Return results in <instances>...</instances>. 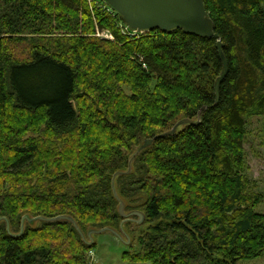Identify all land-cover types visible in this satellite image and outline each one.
Returning a JSON list of instances; mask_svg holds the SVG:
<instances>
[{"label":"trees","instance_id":"16d2710c","mask_svg":"<svg viewBox=\"0 0 264 264\" xmlns=\"http://www.w3.org/2000/svg\"><path fill=\"white\" fill-rule=\"evenodd\" d=\"M92 6L0 0V217L14 234L26 214L70 215L88 241L92 228L123 234L112 186L121 171L115 184L125 211L145 215L141 224L127 220L124 231L131 237L148 225L138 247L128 244L129 262L240 264L264 256L257 210L264 194L251 193L244 148L248 117L264 115V0H206L229 65L218 101L217 39L180 29L127 37L110 8L97 14L98 28L114 40H100ZM53 21L77 38L29 36L48 33ZM21 39L30 52L18 58L11 45ZM184 118L198 123L155 140L125 173L145 139ZM96 235L89 244L69 220H41L14 237L3 220L0 264H89Z\"/></svg>","mask_w":264,"mask_h":264},{"label":"water","instance_id":"95a60500","mask_svg":"<svg viewBox=\"0 0 264 264\" xmlns=\"http://www.w3.org/2000/svg\"><path fill=\"white\" fill-rule=\"evenodd\" d=\"M104 3L116 12L126 26L132 32L136 33H149L156 30L163 32L171 33L176 30H182L186 34L195 35L202 38L217 39V48L219 52V57L221 59L223 68L221 75L217 78L215 82V94L216 101L220 97V87L223 79L228 73L229 65L227 58L223 50V42L220 39L219 34L215 30V23L207 10L206 0H103ZM198 123L192 121L191 119L184 118L179 120L171 130L160 133L154 138H147L144 140L143 144L136 150L133 156L129 160V167L125 173H131L132 163L136 156L146 147L153 144L157 139L164 138L170 135H173L177 132L178 128L184 124ZM124 172H116L113 176V191L115 197L119 201V213L124 217L123 222L121 223V229L124 236L118 230L112 227H103V228H92L88 231L89 241L86 239V236L74 218L70 215H59L55 217H45V216H35L32 217L29 214H26L22 217L21 220V230L19 233L14 234L10 229V222L6 217H0V222L5 221L7 223V231L10 235L14 237L21 236L25 229L26 222L34 224L37 221H48L55 222L59 220H69L73 222L80 232L82 238L89 244L94 243V235L101 234L104 232H111L120 239H122L127 244H130L131 237L124 231V223L127 220H134L138 224H141L145 215L143 212L138 210H133L131 212H126L125 201L119 196L115 179L118 175ZM137 216L138 219L133 217Z\"/></svg>","mask_w":264,"mask_h":264},{"label":"rangeland","instance_id":"374dc122","mask_svg":"<svg viewBox=\"0 0 264 264\" xmlns=\"http://www.w3.org/2000/svg\"><path fill=\"white\" fill-rule=\"evenodd\" d=\"M104 12H107L109 14L112 13L110 10L100 7H95L94 9L93 20L97 28L94 37L100 40L113 41L114 37L112 36V33L110 32L109 29L101 31L98 28L99 21L97 18L98 17L97 14L103 15ZM111 18L113 19L115 27L118 28L121 32H123L125 36L132 37L135 35L134 33L133 35H129L130 33L124 32V30L126 29V24L122 20H120L118 16L114 15V17L112 16ZM64 27L66 26H63L58 22L53 21L49 25V27L46 30H44L45 32L48 33L29 35V36L42 37L44 35L46 36V38L51 36L61 37V38H77L75 35L70 34L69 31L66 30ZM26 36H27L26 34H23L15 38H25ZM22 40L24 39L17 41V43L14 42L11 45L12 53L18 58L19 57L21 58V56L26 57L27 54L30 52L29 46L27 45V41H22ZM81 86H83V84ZM124 91L127 94H130L131 92L130 88H128L127 86L124 87ZM247 131L248 132L245 139L244 148L246 151L247 164H248L247 174L251 182L253 183L250 190L251 193L264 194V115L249 116ZM33 136H35L33 133H29L28 135V137H33ZM257 210L259 212L264 213V198L262 199V202L257 208ZM39 226L40 224H37L35 228H38ZM134 228L135 226L133 225L132 229ZM147 228L148 225H144L141 228H136L134 235L131 236L132 243L130 242V244L133 245L135 244V246L138 247L137 244L138 235L141 230ZM95 240L97 246L95 251H93L91 254V259H89V264H149L148 262L133 263L126 260L124 253L128 249V244L111 232H104L101 234H97L95 236ZM240 264H264V256L250 260H243L240 262Z\"/></svg>","mask_w":264,"mask_h":264},{"label":"built area","instance_id":"2783aa9c","mask_svg":"<svg viewBox=\"0 0 264 264\" xmlns=\"http://www.w3.org/2000/svg\"><path fill=\"white\" fill-rule=\"evenodd\" d=\"M89 1V3H90V5L92 6L91 8L93 9V8H95V7H100V8H104V9H109V10H111L105 3H104V1L101 3V0H88ZM94 4H96V5H94ZM124 32L126 33V32H132L131 30H129V28L126 26V29L124 30ZM132 33H134V34H138V33H136V32H132Z\"/></svg>","mask_w":264,"mask_h":264}]
</instances>
